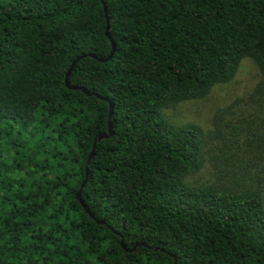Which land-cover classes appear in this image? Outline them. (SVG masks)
<instances>
[{"label":"trees","instance_id":"1","mask_svg":"<svg viewBox=\"0 0 264 264\" xmlns=\"http://www.w3.org/2000/svg\"><path fill=\"white\" fill-rule=\"evenodd\" d=\"M244 58L245 97L171 118ZM175 260L264 264V0H0V264Z\"/></svg>","mask_w":264,"mask_h":264},{"label":"rangeland","instance_id":"2","mask_svg":"<svg viewBox=\"0 0 264 264\" xmlns=\"http://www.w3.org/2000/svg\"><path fill=\"white\" fill-rule=\"evenodd\" d=\"M259 79V71L249 58L241 61L238 72L228 83L213 87L203 99L186 101L170 110L171 118L178 123H195L203 128L210 123L215 109L223 107L238 98L245 97ZM205 172V170H203ZM200 176V175H199ZM203 178V176H201Z\"/></svg>","mask_w":264,"mask_h":264},{"label":"water","instance_id":"3","mask_svg":"<svg viewBox=\"0 0 264 264\" xmlns=\"http://www.w3.org/2000/svg\"><path fill=\"white\" fill-rule=\"evenodd\" d=\"M103 8H104L105 16L107 17V10H106L105 5H103ZM105 33L109 37V39L111 41V45H112V50H111L110 54L107 57H97L94 54H89L90 56L98 59L99 61H106L113 54V52H114V42H113L112 38L109 35L108 26L106 27ZM82 56L83 55L78 56L70 64V66H69V68L67 70V73L65 75V84L67 85L68 88H71V89H81L82 91L86 92L87 94H91L90 92H88L87 90H85L83 87H80V86H71V85H69V82H68V75L70 74L71 70L73 69L76 61L78 59H80ZM111 117H112V105H110V108H109V114H108V120H107V132L106 133H98V134L95 135V137L93 139V144H92L91 150H90V152H89V154L87 156V160H86V163H85L86 174L88 173V163L90 162V160L93 157L94 152H95L96 143L99 142L100 140L104 139V138H107V137L111 136V134H112V126H113V124H112ZM76 197L79 200V202L81 203L82 207L85 209V211H87L88 213H90L89 207L84 202V200L81 198L80 192L77 193ZM121 245L126 250H133L135 248V246H134L131 249H127L125 247V245H124V243H123L122 240H121ZM152 249L153 250H157V248H152ZM174 264H176V260L174 261Z\"/></svg>","mask_w":264,"mask_h":264}]
</instances>
